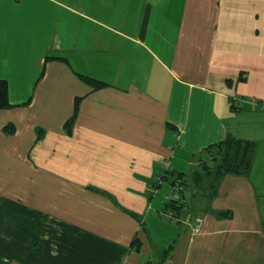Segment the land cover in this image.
<instances>
[{
	"label": "crops",
	"instance_id": "0c3cea01",
	"mask_svg": "<svg viewBox=\"0 0 264 264\" xmlns=\"http://www.w3.org/2000/svg\"><path fill=\"white\" fill-rule=\"evenodd\" d=\"M0 79V264H264V0H0Z\"/></svg>",
	"mask_w": 264,
	"mask_h": 264
},
{
	"label": "trees",
	"instance_id": "16d2710c",
	"mask_svg": "<svg viewBox=\"0 0 264 264\" xmlns=\"http://www.w3.org/2000/svg\"><path fill=\"white\" fill-rule=\"evenodd\" d=\"M82 78L91 85L94 89L102 88L106 86V83L90 76L81 75ZM10 106L8 96V83L4 79H0V109ZM78 107V104H76ZM76 107V108H77ZM75 116V115H74ZM74 116L69 119L65 126L69 131L72 130V124ZM216 146L220 148L222 163L218 166L220 173H235V174H248L251 168V161L256 149V142L245 139H237L229 136L223 142L218 143ZM182 181H184L183 178ZM179 180L176 179L175 182ZM174 182V183H175ZM185 182V181H184ZM166 206H171L177 211L182 209V205H179L175 201H169ZM135 215V213H132ZM164 261V260H163ZM161 261V263H163Z\"/></svg>",
	"mask_w": 264,
	"mask_h": 264
},
{
	"label": "built area",
	"instance_id": "2783aa9c",
	"mask_svg": "<svg viewBox=\"0 0 264 264\" xmlns=\"http://www.w3.org/2000/svg\"><path fill=\"white\" fill-rule=\"evenodd\" d=\"M185 182L182 181V179L177 180L172 188L170 194L167 196V200L169 201H175L179 205H185L186 199L184 196V191H185ZM169 215L171 218L174 220H177L176 215L174 212L170 211ZM203 226V219L202 218H197L194 222V225L192 227L193 233L198 234L202 230ZM150 259L146 260L143 264H151ZM159 264H165V263H159Z\"/></svg>",
	"mask_w": 264,
	"mask_h": 264
},
{
	"label": "rangeland",
	"instance_id": "374dc122",
	"mask_svg": "<svg viewBox=\"0 0 264 264\" xmlns=\"http://www.w3.org/2000/svg\"><path fill=\"white\" fill-rule=\"evenodd\" d=\"M165 260V259H164ZM163 263H164V261H163ZM166 264V263H165Z\"/></svg>",
	"mask_w": 264,
	"mask_h": 264
}]
</instances>
